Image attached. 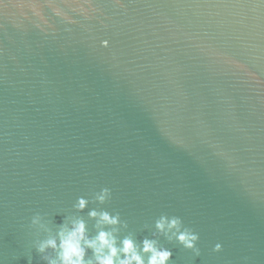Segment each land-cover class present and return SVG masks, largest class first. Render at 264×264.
Instances as JSON below:
<instances>
[{"label": "water", "instance_id": "obj_1", "mask_svg": "<svg viewBox=\"0 0 264 264\" xmlns=\"http://www.w3.org/2000/svg\"><path fill=\"white\" fill-rule=\"evenodd\" d=\"M91 208L180 217L169 264H264V0H0V264Z\"/></svg>", "mask_w": 264, "mask_h": 264}, {"label": "clouds", "instance_id": "obj_2", "mask_svg": "<svg viewBox=\"0 0 264 264\" xmlns=\"http://www.w3.org/2000/svg\"><path fill=\"white\" fill-rule=\"evenodd\" d=\"M100 43L108 45L107 40ZM110 197L111 190L102 187L92 195L91 201L103 204ZM89 203L88 198L78 196L72 207L80 212ZM87 216L95 221L92 225L94 233H90L86 220L78 215L66 217L53 230L44 215L33 214L28 227L35 230L32 247L40 254V259L46 264H169L172 249L160 244L161 236L169 242L174 240L184 249H190L196 256L200 254L196 244L198 233L184 226L178 216L160 215L154 221L151 235L139 240L132 232L121 235L127 223L121 219L119 212L91 208ZM222 247L220 242H216L212 251L219 252Z\"/></svg>", "mask_w": 264, "mask_h": 264}]
</instances>
